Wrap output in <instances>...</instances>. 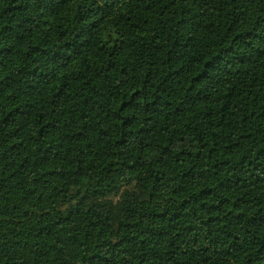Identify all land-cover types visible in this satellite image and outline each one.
<instances>
[{
	"label": "trees",
	"instance_id": "16d2710c",
	"mask_svg": "<svg viewBox=\"0 0 264 264\" xmlns=\"http://www.w3.org/2000/svg\"><path fill=\"white\" fill-rule=\"evenodd\" d=\"M0 264H264V0H0Z\"/></svg>",
	"mask_w": 264,
	"mask_h": 264
}]
</instances>
